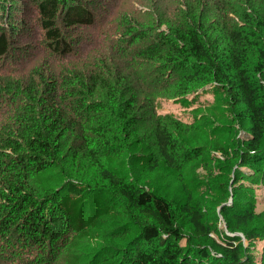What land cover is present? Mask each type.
Returning a JSON list of instances; mask_svg holds the SVG:
<instances>
[{"label":"trees","instance_id":"obj_1","mask_svg":"<svg viewBox=\"0 0 264 264\" xmlns=\"http://www.w3.org/2000/svg\"><path fill=\"white\" fill-rule=\"evenodd\" d=\"M2 1L1 14L10 16ZM32 1L43 45L54 58L67 60L78 41L66 33L96 21L90 0ZM182 1L185 8L174 20L154 10L146 23L124 16L119 39L124 46L106 57L87 55L56 73L36 71L27 79L0 77V99L14 108L10 121H0V241L5 247L14 241L28 246L22 264H33L29 258L43 247L48 253L40 260L55 264L64 244L87 255L77 260L84 264H255L239 235H232L241 233L249 245L264 239V222L250 200L219 204L230 235L215 238L207 222L213 211L190 198L176 203L106 166L127 154L139 164L143 157L134 149L147 142L153 146L149 172L160 161L177 170L198 162L205 149L187 146L185 129L156 113L153 94L210 93L217 100L224 97L244 134L231 137L230 150L214 140L233 177L241 170L252 179L253 184L234 180L235 193L264 186V0ZM161 25L166 29L159 30ZM140 41L145 45L128 55ZM9 49L0 19V58ZM151 70L158 77L149 78ZM209 111L214 113L212 107ZM69 154L95 167V178L82 183L60 172ZM57 173L60 182H41ZM64 196H97L105 204L73 210ZM258 264H264V250Z\"/></svg>","mask_w":264,"mask_h":264},{"label":"rangeland","instance_id":"obj_2","mask_svg":"<svg viewBox=\"0 0 264 264\" xmlns=\"http://www.w3.org/2000/svg\"><path fill=\"white\" fill-rule=\"evenodd\" d=\"M242 1L232 0V2L240 3ZM3 2L0 0V11ZM6 2L10 7V16L2 15L0 12V19L10 39V49L0 58V77L22 79H27L31 74L35 75L36 71L56 73L64 65L81 60L82 57L84 59L87 55H90V59L99 53H104V57H106L110 52H116L119 46H124L125 43L119 40L120 36H123L120 23L124 21V16H136L141 22H145L154 19V10L162 12L165 18L174 20V13L177 16V12L185 8L182 0H90V8L96 12V21L90 28H77L66 33L70 40L78 41V45L75 54L64 60L61 57L54 58V55L43 45L42 31L33 1L6 0ZM164 29H166L165 25H161L159 28V30ZM84 35L85 39H83ZM142 45H145L142 41L133 44L127 52L128 55ZM132 58L137 59L133 56ZM145 65L141 64L140 69L145 68ZM151 72L149 78L158 77V73L153 74V70ZM153 97L154 107H157L155 108L156 113L161 116H169L168 121L173 126L185 129L183 139L187 146H202L206 151L204 156L198 162L189 163L181 170L160 161L153 171L149 172L153 162L148 157L149 153L153 151V146L151 142H147L142 148L134 149V154L143 157L139 164H134L135 155L127 154L119 161H106V166L130 181L139 183L176 203L190 198L193 205L205 207L207 212L213 211L208 215L207 222L215 238H218L220 234L230 235L226 221L220 213L219 204L232 207L235 203L240 202L243 205L244 202L250 200L254 213L260 215V221L263 223L264 186L254 184L247 194H236L231 185L234 180L238 179V181L253 184L251 183L252 179L241 173V170L236 172V178L233 177L234 169L226 166L225 158L214 145V140H218L222 146L230 150L231 137L244 135L233 120L230 109L224 106V97L219 96L217 100L210 93L198 94L195 97L193 95L173 97L168 94V91H162L158 95L153 94ZM211 107L214 113H210ZM13 111L12 103L0 99V121H10ZM152 115L150 114V120L146 117V121L143 123L144 135L150 128ZM96 170L83 157L74 159L71 154L64 157L60 168V172L65 173L66 177L82 183L95 178ZM60 178H62L61 174L57 173V175L43 177L41 182L43 184L57 183L60 182ZM64 198L66 201L68 200L73 210L80 205L83 206L81 208L83 210L89 205H94V208H103L105 204V201L97 196L78 198L64 196ZM84 218L88 220L90 216L85 214ZM239 234L242 244L249 248V253L255 256V264H258V257L264 250V239L253 241L249 245L250 242L241 233ZM57 244L54 246L56 249L60 246ZM64 245L62 250L58 249L59 254L55 264H77L80 260L89 258L87 255L80 254L79 250L65 248ZM28 250V246L22 245L20 242L14 241L11 242L10 247H5L0 241V264H22L24 261L22 257H27ZM34 251V255L29 258L30 263L44 264V260H40V258L45 252L48 253V248L43 247ZM37 251L39 253H36ZM73 253L77 256H73ZM79 264L84 263L79 262Z\"/></svg>","mask_w":264,"mask_h":264},{"label":"water","instance_id":"obj_3","mask_svg":"<svg viewBox=\"0 0 264 264\" xmlns=\"http://www.w3.org/2000/svg\"><path fill=\"white\" fill-rule=\"evenodd\" d=\"M232 235H240L239 233H234V234H232Z\"/></svg>","mask_w":264,"mask_h":264}]
</instances>
